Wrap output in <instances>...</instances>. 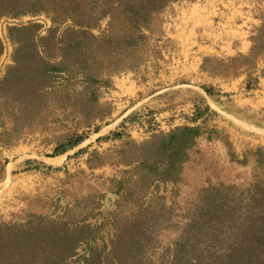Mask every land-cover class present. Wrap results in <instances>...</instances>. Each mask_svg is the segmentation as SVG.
Masks as SVG:
<instances>
[{"label": "trees", "instance_id": "16d2710c", "mask_svg": "<svg viewBox=\"0 0 264 264\" xmlns=\"http://www.w3.org/2000/svg\"><path fill=\"white\" fill-rule=\"evenodd\" d=\"M176 1L0 0V21L28 18L5 28L13 49L0 79V105L19 119L36 116L38 107L53 97L56 104L74 98L91 102L92 85L106 86L108 75L136 67L158 16ZM42 16L49 25L39 21ZM263 47L260 32L243 59L254 60ZM2 52L0 40V56ZM200 89L214 95L210 86ZM207 111L208 106L196 108L190 121H204ZM205 129L185 125L152 134L140 144L124 141L109 155L130 171L107 179L116 202L106 241L103 223L90 227L85 223L88 214L80 219L69 214L67 220L29 215L21 223L0 222V264H264V180L252 179L246 186L209 184L185 207L175 206L184 166ZM122 138L115 130L97 140ZM205 139L213 142L212 137ZM84 140L73 134L49 157L61 156ZM106 158L93 151L86 162L95 168ZM230 162L246 166V161ZM252 163L264 169L263 159ZM165 233L171 237L163 242ZM99 238L101 248L94 246Z\"/></svg>", "mask_w": 264, "mask_h": 264}, {"label": "rangeland", "instance_id": "374dc122", "mask_svg": "<svg viewBox=\"0 0 264 264\" xmlns=\"http://www.w3.org/2000/svg\"><path fill=\"white\" fill-rule=\"evenodd\" d=\"M27 20L0 21V79L13 49L5 28ZM39 21L49 25L43 16ZM260 32L264 36V0H177L158 16L136 67L108 75L106 86L89 88L93 104L80 98L56 104L53 97L38 107L36 116L19 119L0 105V222L21 223L29 215L67 220L69 214L73 219L88 214L85 223L93 228L103 223L106 241L116 202L107 179L130 171L109 155L124 141L140 144L152 134L185 125L206 129L184 166L175 206L185 207L209 184L246 186L252 179L264 180V169L252 163L264 160V47L254 60L243 59ZM201 86L212 87L214 95L206 96ZM206 106L204 121L191 122L196 108ZM115 130L123 133L122 140H97ZM73 134L85 140L49 157ZM93 151L107 156L102 166H88ZM230 158L246 161V166ZM103 239L94 246L101 248Z\"/></svg>", "mask_w": 264, "mask_h": 264}]
</instances>
